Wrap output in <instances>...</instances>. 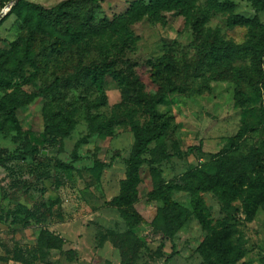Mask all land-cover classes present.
<instances>
[{"label": "rangeland", "instance_id": "1", "mask_svg": "<svg viewBox=\"0 0 264 264\" xmlns=\"http://www.w3.org/2000/svg\"><path fill=\"white\" fill-rule=\"evenodd\" d=\"M14 1L0 0V218L42 203L51 205L53 214L45 224L28 228L23 218L16 225L0 219V264H19L7 254L16 247L35 250L34 264H221L219 243L220 249L241 256L236 264H264V208L249 219L243 193L230 199L227 187L217 192L201 187L197 178H212L216 158L242 128L250 131L237 155L262 144L264 80L260 100L247 82L258 78L251 67L239 65L235 72L224 64V77L210 73L189 93L167 95L157 106L165 122L162 134L142 156L143 164L131 170L138 134L150 136L155 122L147 106L126 94L125 66L118 63L104 74L95 46L90 52L72 49L61 58L36 60L39 48L56 35L49 30L39 35L27 53L30 33L20 28L29 10L22 6L11 12ZM67 1L24 0L46 9ZM98 1L110 21L126 15L134 2H150ZM208 1L197 3V12L210 9L198 30L202 45L210 39L246 47L256 42L260 31L254 21L264 27V8L251 0H215L235 6L212 10ZM163 18L132 21L139 40L124 58L148 100L160 92L152 75L158 70L152 67L156 59L168 52L185 62L196 53V17L174 11ZM28 28L37 29L34 19ZM47 127L59 140L54 148L32 138ZM44 171L50 179L41 177ZM60 172L69 181L57 188ZM14 180H20L18 188ZM171 232H176L173 238ZM173 252L176 256L167 263Z\"/></svg>", "mask_w": 264, "mask_h": 264}, {"label": "trees", "instance_id": "2", "mask_svg": "<svg viewBox=\"0 0 264 264\" xmlns=\"http://www.w3.org/2000/svg\"><path fill=\"white\" fill-rule=\"evenodd\" d=\"M198 1L150 0L148 5L143 1L134 2L130 5L126 15L117 17L112 21L103 16L98 0H70L51 9L43 8L40 5L28 4L24 0H20L15 4L11 12L22 6L27 7L29 10L24 16L20 28L21 31L30 33L26 42L25 51L27 53L30 49H34L33 47L36 46L39 35H46L48 30L56 35L54 42L39 48L36 60L40 57L48 60L55 57L61 58L72 49L90 52L95 46L96 49L99 48L101 53V67L104 74L114 71L113 69L118 63L125 66L126 74L123 82L130 87L127 90L129 92L126 91V94H130L138 105L147 106L149 114L155 122L153 133L150 136L144 137L140 133L138 134L135 156L129 161L131 170H135V168L143 164L142 156L162 134L165 122H161L163 115L159 114L157 106L167 95L174 92L183 95L189 93L194 89V86L196 88L199 80L203 79L204 81L210 73L218 79L224 77L227 72L222 69V65L226 64L232 66L235 72H238L237 66L239 65L250 66L258 78H248V85L258 99L261 100L263 97L260 84L264 80V27L258 19H255L254 26L260 31V34L256 42L250 47L221 43L212 39L202 45L199 42L198 30L203 25L201 20H207L210 12L208 10L210 9H207V12H197ZM251 1L254 5L264 8V0ZM208 3H210L212 10L229 11L235 6L231 2L221 5L215 0H210ZM174 11L189 18L196 17L193 21L196 43L195 57L189 61L180 62L177 58L173 59L167 52L161 59H156L152 67L158 70L153 71L152 75L156 85L160 88V92L155 99L148 100L140 95L138 78L133 76L129 67L130 63L124 59L127 52L136 48L139 40L131 29L132 21H137L145 16L153 20L162 21L164 19L163 14ZM33 19L37 25L36 30L28 28ZM234 20L235 22L240 21L239 17H235ZM198 88L201 91L202 88ZM10 115L17 131L20 132L14 112L11 111ZM259 125H264V107L261 108ZM249 129L242 128L237 136L231 139L230 147L216 158L214 164L215 174L211 179L206 178L204 174H200L197 178L201 180V187L215 188L217 192L227 187L231 192L227 193L228 196L230 195V199H234L235 195L243 193V205L246 216L250 219L257 208H264V141L259 146L253 147L248 155H237L236 148L242 138L250 131ZM32 138L39 146L54 148L59 144L58 138L51 133L48 127L43 134L36 137L32 136ZM78 159L77 156L74 157V161H78ZM260 161L261 163H259ZM41 168L38 165L36 170ZM41 177L50 179L51 175L49 172L44 171L41 173ZM54 181L55 186L58 188L69 180L67 174L60 172L55 176ZM13 183V186L18 188L20 180H14ZM234 184L236 185L233 186ZM52 214V206L42 203L33 210L20 207L15 212L0 219L5 222L11 221L13 225H16L20 218H23L24 227L28 228L32 225L45 224L48 221V217ZM175 234L176 232H171L169 237L173 238ZM219 245L216 247V252L219 254L220 259L219 263L236 264L239 261L241 256L237 252L235 253L233 249L228 247L220 249ZM7 254L19 264H34L37 259L36 251H31L30 249L16 247L12 251L8 250ZM175 256L176 253L173 252L166 262H170Z\"/></svg>", "mask_w": 264, "mask_h": 264}, {"label": "water", "instance_id": "3", "mask_svg": "<svg viewBox=\"0 0 264 264\" xmlns=\"http://www.w3.org/2000/svg\"><path fill=\"white\" fill-rule=\"evenodd\" d=\"M18 1H19V0H15L14 3H17ZM14 3H13V4H14ZM0 21H1V19H0Z\"/></svg>", "mask_w": 264, "mask_h": 264}]
</instances>
